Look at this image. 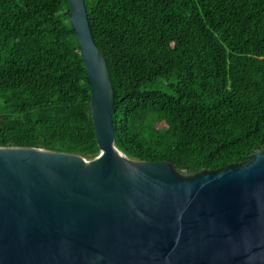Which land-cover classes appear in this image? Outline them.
Listing matches in <instances>:
<instances>
[{
	"label": "trees",
	"instance_id": "16d2710c",
	"mask_svg": "<svg viewBox=\"0 0 264 264\" xmlns=\"http://www.w3.org/2000/svg\"><path fill=\"white\" fill-rule=\"evenodd\" d=\"M115 147L186 171L264 149V0H86ZM68 0H0V147L100 154Z\"/></svg>",
	"mask_w": 264,
	"mask_h": 264
},
{
	"label": "water",
	"instance_id": "95a60500",
	"mask_svg": "<svg viewBox=\"0 0 264 264\" xmlns=\"http://www.w3.org/2000/svg\"><path fill=\"white\" fill-rule=\"evenodd\" d=\"M100 154L0 147V264H264V149L186 171L115 147V89L68 0Z\"/></svg>",
	"mask_w": 264,
	"mask_h": 264
}]
</instances>
